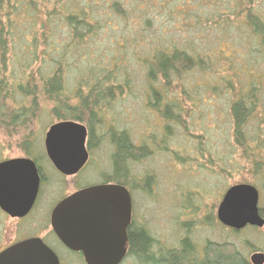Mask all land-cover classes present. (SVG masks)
<instances>
[{
    "label": "rangeland",
    "instance_id": "obj_1",
    "mask_svg": "<svg viewBox=\"0 0 264 264\" xmlns=\"http://www.w3.org/2000/svg\"><path fill=\"white\" fill-rule=\"evenodd\" d=\"M93 1L97 13L107 15L105 23L110 30H127L137 39L143 37L138 41L139 51L149 41L148 33H144L149 30L162 43L171 41L178 48H192L199 55L209 57L211 63L205 71L184 74L166 88V100L177 103L183 110L178 125L166 122L152 109L146 97L149 85L146 69L133 59H123L116 71L119 81L128 79L130 91H124L123 97L99 113L100 125L92 129L95 146L80 180L86 178L98 183V177L108 173L113 151L109 132L126 131L133 146H146L147 150V155L133 162L130 169L139 207L136 222L142 223L153 239L156 257L164 249L179 250V240L186 237L198 251L209 245L231 246L247 263L254 253L264 255V227L234 232L222 226L216 217L225 191L240 184L257 189L258 208L264 214V177L255 166L264 159V53H256L260 42L245 22V12L249 10L264 27V0ZM112 1H118L123 10L128 9L130 13L125 19L110 14ZM146 19L150 20L146 25L149 28L144 26ZM104 37L107 42L112 38L110 34ZM113 47V44L107 50L102 47L101 57L95 54L91 65L114 71L113 60L118 51L110 49H117ZM8 50L4 62L0 59V79L13 83L22 73L41 68L39 63L45 49L38 46L35 52L31 51L29 38L24 43L15 40ZM126 51L131 54L129 47ZM32 53L37 59L28 66ZM251 82L257 84L254 85L255 114L245 127L247 143L240 147L232 128L230 100L245 88L248 90ZM27 103L13 93L6 109L18 111L24 107L26 111ZM51 110L52 105L41 99L37 112L29 117L24 128H0V162L23 158L26 152L37 158L44 152L45 133L58 123ZM57 188L56 184L47 188L44 202L61 190ZM68 191H72V185ZM43 207L42 202L40 208ZM33 222L18 223L0 216V249L26 235ZM57 251L60 256L65 255L67 264H81L61 249ZM122 264L143 263L126 258Z\"/></svg>",
    "mask_w": 264,
    "mask_h": 264
},
{
    "label": "trees",
    "instance_id": "obj_2",
    "mask_svg": "<svg viewBox=\"0 0 264 264\" xmlns=\"http://www.w3.org/2000/svg\"><path fill=\"white\" fill-rule=\"evenodd\" d=\"M95 7L93 0H0L1 62H4L9 46H12L15 40L24 43L28 42L29 38L30 49L34 52L38 46L45 49L42 63H39L41 68L36 72L22 73L21 78L13 83L0 79V128H24L29 117L37 112L38 101L42 99L52 105L51 113L58 122H75L87 126L92 141V129L95 125H100L99 113L123 97L125 92L130 91L128 79L124 77L119 81L116 71L123 59H133L146 69V79L149 83L146 97L149 98V103H152V109L159 112L166 122L180 124L179 118L183 110L177 103L166 100L168 93L165 90L173 80L184 74L208 69L211 63L209 57L199 55L192 48H178L171 41L162 43L154 34L153 37L149 30L144 33L151 37L147 36L148 43L139 51L138 41L143 40V37L137 39L133 32L128 33L127 30H110L105 23L107 15L97 13ZM122 7L118 1L110 2V14L118 19H125L130 12ZM245 22L260 42V49H257L256 53L263 54L264 27L249 10L245 12ZM149 23L150 20H144V26ZM104 34H110L112 38L107 42ZM133 36L134 38H131ZM111 44L117 49H110L118 51L113 60L115 70L109 71L105 67L91 65L94 55L101 57L100 49L103 47V50H107ZM128 47L131 54L126 51ZM91 49L93 50L90 51ZM30 58L32 60L28 66L37 59L33 53ZM250 84L248 90L245 88L234 100H230L232 128L235 142L240 147L247 143L245 127L255 114L254 85L257 84ZM12 92L21 102L28 101L26 111L24 107L18 111L6 109ZM109 144L115 149L114 176L111 178L125 182L128 164L146 156V146L137 148L132 145L126 131L112 130L109 132ZM255 166L256 171L262 172L264 177V159ZM259 213L264 219L262 211L259 210ZM140 239L141 244L136 247L135 255L140 263H175L184 254L170 253L165 258H154L148 253L149 241L144 237ZM203 264L249 263L231 246L209 245L204 253Z\"/></svg>",
    "mask_w": 264,
    "mask_h": 264
},
{
    "label": "water",
    "instance_id": "obj_3",
    "mask_svg": "<svg viewBox=\"0 0 264 264\" xmlns=\"http://www.w3.org/2000/svg\"><path fill=\"white\" fill-rule=\"evenodd\" d=\"M85 139L83 125L58 122L45 133V152L59 172L72 175L87 160ZM37 191L38 177L32 161L0 162V210L3 213L10 218L25 217L33 206ZM258 201L259 193L253 186H232L225 191L217 207V220L236 232L247 227L261 229L264 219L260 216ZM105 207L113 213L105 218L95 216ZM129 208L130 199L123 188H90L67 197L54 209L51 228L67 249L83 254L85 264H120L125 254L120 244L129 221ZM115 229H119L118 234H114ZM249 262L264 264V255L254 253ZM0 264H58V261L40 239H29L3 250Z\"/></svg>",
    "mask_w": 264,
    "mask_h": 264
},
{
    "label": "flooded vegetation",
    "instance_id": "obj_4",
    "mask_svg": "<svg viewBox=\"0 0 264 264\" xmlns=\"http://www.w3.org/2000/svg\"><path fill=\"white\" fill-rule=\"evenodd\" d=\"M84 127L86 129L85 150L87 152V160L84 163V165L81 167V169L75 174L65 175L59 172L54 167L50 159L48 158L45 152V147H44V152L40 154L37 158L33 157L31 154H25L23 158H20V159H28L32 161L35 166L37 177H38V191H37L35 201L29 213L23 218H10L8 215L3 213L1 210H0V216L4 218H9L10 220H13V221H17L18 223L22 221H27V220H31V223H32V220H33L34 221L32 225L33 228L29 230L26 235L24 234L23 237L18 238L10 242L5 247L1 248L0 253L6 248L16 243L29 240V239H40L44 243V245H46V247L55 255L58 261V264H67V258H65V255L60 256L58 254V251H57L58 248L61 249L64 254L65 252L68 253L71 259L77 258V260H79L81 264H85L84 259H83V254L81 252H74V251L67 249L58 240V238L54 234L51 228V218H52L53 211L67 197L74 195L80 191H84V190L94 188V187L116 186V187L123 188L128 194L129 199H130L129 221L124 228L122 243L120 244V246L123 247L125 254L120 264H122L126 258H132L134 260L136 259L135 257L136 252H137L136 247L141 244L140 238L142 237L146 238L147 241H149L150 245H149L148 253L153 255L154 258H158V259L165 258L170 253L176 254V255L180 253H184L182 255V258L178 259L175 263L164 262L160 264H203L204 253H205L206 247H203V249L198 251L196 248H194V245L191 243V240L188 237H186L185 239L179 240V244H180L179 250L178 249H173V250L164 249L163 254L159 253L158 257H156L153 254L152 247L155 245V243L153 242V239L149 236L144 225L142 223L137 224L136 222L138 218L137 215L139 214V210H138L139 207H137V203L134 197V190H133L134 181L131 178L132 176H131V169H130V166L132 163H129L127 166V174H126L127 178L125 182H121L115 178L114 179L111 178L114 176V173H113V155L115 153L114 147L111 146L113 148V151L109 157V162H110L109 171L108 173L102 174L100 177H98L97 180L100 179L98 183H91L92 179L87 180L86 178H84L86 180L84 179L80 180L81 175L85 172V170H87L89 162L91 160L90 151L93 150L95 146V144L92 141H90L89 130L87 126H84ZM43 146H44V141H43ZM95 179L96 178H93V181ZM53 184H56V186H58V188L61 190L55 193L54 191L56 190H52L51 192L54 193L53 195L54 197L51 200L47 201L46 203L44 201H45V197H47V194H48L47 188L52 186ZM70 185H72V191L67 192V190H69ZM65 191L67 193H65ZM42 202L44 204V207H43L44 209L40 208V204ZM88 213L89 215L93 214L92 212H88ZM112 213L113 211L108 210L105 207L99 210L98 212H96L95 216L97 215L101 218H105ZM64 215H65V209H64ZM32 216L36 217V219H32ZM182 226H184V230L188 229V226L185 225V223H183ZM89 229L94 230L92 226H89ZM118 231L119 229L118 230L115 229L114 234H118Z\"/></svg>",
    "mask_w": 264,
    "mask_h": 264
}]
</instances>
